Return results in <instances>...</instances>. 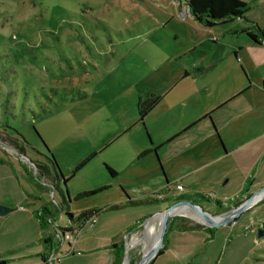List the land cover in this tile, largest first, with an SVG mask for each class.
I'll return each instance as SVG.
<instances>
[{"label": "rangeland", "instance_id": "1", "mask_svg": "<svg viewBox=\"0 0 264 264\" xmlns=\"http://www.w3.org/2000/svg\"><path fill=\"white\" fill-rule=\"evenodd\" d=\"M242 1L251 8L245 14L248 21L237 18L208 29L187 14L186 0H0V205L11 209L21 205L25 210L0 215L3 264H45L40 259L43 245L38 241L48 234L60 262L65 259L63 264H94L100 254L93 251L99 246L91 237L99 220L101 226L106 223L104 229L113 226L109 233L133 226L134 230L124 237L121 264H139L146 222L171 206L174 195H194L191 199L205 211L220 214L222 209L215 200L231 199L228 204H233V197L242 200L245 191L251 196L264 187V133L238 132L243 121L239 113L245 104L254 108L264 103L260 77L263 66L258 67L257 50L249 44L248 36L230 32L246 25L263 27L264 0ZM231 47L238 52V75L245 79L242 66L250 88L213 113L214 117H236L224 133L217 129L225 149L229 147L225 156L218 151L217 137L204 136L206 123H199L196 131L188 132L186 137L181 134L166 145L171 151L184 140L193 138L197 143V154L186 157L192 164V175L184 180L183 191L171 185L150 193L149 198L158 194L162 199L117 211L102 210L96 227H86L73 247L67 241L60 243L51 229L38 228L32 216L26 214L37 203L46 205L54 215L53 225L62 228L69 224L68 212L76 216L84 210H101L118 202L119 179L112 183L104 167L115 160V144L123 142L129 147L141 141L154 145L175 130L178 135L182 133V126L200 115L201 110L217 108V101L229 85L210 74L199 95L184 98L177 93L186 85L180 81L182 65L190 57L206 55L210 62L220 57L217 68L225 71L235 63ZM149 92L162 95V100L144 124L137 123V97L143 99ZM252 116L262 118L264 109L254 111ZM124 127L128 131L104 149L103 142L111 141L110 137ZM230 136L232 146L226 141ZM46 148L64 178L76 163L95 154L66 184L61 178L55 180L67 192L69 202L64 203L58 189L50 187L53 183L46 186L47 178L37 176L34 165L41 163L53 172ZM152 155L157 160L155 153ZM142 164L147 165L143 161L138 166ZM128 178L129 172L119 181ZM98 186L107 189L73 198ZM11 204L14 207H9ZM103 213L106 216H101ZM174 217L207 227L187 215L174 214L169 221ZM211 241L197 252L199 264H218L225 253L227 241L220 234ZM204 256L208 261L203 260ZM196 262L188 260L189 264Z\"/></svg>", "mask_w": 264, "mask_h": 264}, {"label": "crops", "instance_id": "2", "mask_svg": "<svg viewBox=\"0 0 264 264\" xmlns=\"http://www.w3.org/2000/svg\"><path fill=\"white\" fill-rule=\"evenodd\" d=\"M189 16L192 19H194L190 14ZM197 23L200 24L199 22ZM200 25L203 26L202 24ZM205 28L209 29L213 27H205ZM241 28L238 29L240 30ZM238 29H233L230 32H232V34H239V35L244 34L239 32L236 33L233 32L234 30H238ZM247 38L253 50H257L256 60L258 63V67L263 66L262 73H260V77L263 80L261 82V88L264 89V43L260 45L254 44L249 37ZM231 50H234L233 61L235 63L230 64L229 67L225 69V71L217 68V66L220 67L221 65L220 57L210 62V60L207 59L206 55H202L201 57H198V55L190 57L188 60L184 61L182 65L183 75L180 81L183 80L184 84L186 85H183V87L179 89L177 93H179L180 96H184V98L199 95L200 92L205 89L204 85L206 84L207 76H209L210 74H213V78H215L216 81H223L225 82L223 84H226L227 86L229 85L225 95H222L221 98L217 101L216 104L217 108L215 109L213 108L212 110L207 109L204 112L201 110L200 115H197L194 119H192L191 122L185 123L182 126V128L184 129L182 133L178 135L177 130H175L173 131L172 134H169L166 137H164L163 138L164 140L162 142L154 143V145L152 143H148L147 145L144 142L140 141L139 143L136 144L134 143L129 147H127L125 143L117 142L119 138H121L128 131L127 130L128 128L125 127L122 128L121 130H118L115 133V135H112L110 137L111 141L110 139H108V141L105 140L107 142V145L105 141L103 142L102 145H104V149L111 147L117 142L115 144V150H114L115 160L113 159V163H108L109 167H111L113 170L116 171V175L114 177L110 176L109 178L111 179L112 183L116 179L120 180V178H122L123 175L127 172H129V177H130L121 183L119 180L117 181L119 185H121L119 186L121 197L117 199L118 202L113 203L111 205L119 204V205H125V207H127V206H134L130 204L128 205L127 204L128 200L141 201V203L154 201L157 200V198H149L150 193H156L158 189H164V188L166 189L171 185L175 187L176 184H181L184 190L185 189L184 180H186L188 177H191L192 175V172L190 171L192 164L186 161V157L190 158L194 156V153L197 151L196 150L197 143L195 139L193 140V138H191L192 141L184 140L183 144L180 147L177 146L171 151L170 150L168 151L166 145L167 144L169 145V143L171 144L174 138L179 137L181 134H184V136L186 137V134L188 132L196 131L198 127L197 125L199 123L202 122H203L202 124L206 123L204 124L205 128H203L205 130L204 134L206 135L204 134L203 135L206 136L208 139H211L212 137H217L216 139L218 143V151L220 150L222 152L221 153L222 156L226 155L227 153L226 149H229V147L225 149L224 145H226V143L223 145L218 131H222L221 134L224 133L223 130L236 117L229 114L223 117L222 116L220 117L219 115L217 117H214L213 113L218 108L224 107L226 104L232 101V99L244 94L250 88L249 80L245 75L243 69L241 68L242 66L240 67V71L244 74L245 79H243L240 75H238L239 74L238 71L239 62L237 58L238 52L235 51V47H231ZM241 63L243 64V62ZM220 71L222 72L221 74L219 73ZM174 83L175 82H173L172 85ZM174 86H172L171 90L174 88ZM149 94L154 95L151 92H149L147 93V95H145L146 97H144L143 99H141L139 95L137 97V102L138 99H141L142 101L145 100ZM160 97L161 99L159 100V102L162 100L163 96L160 95ZM159 102L157 104H159ZM136 107H137V103H136ZM136 107H135V113H136ZM153 109L154 107L151 109V111ZM262 109H264V103L259 104L254 108L251 107L250 103L248 107L245 104L243 111H240L239 113L240 118L243 121L239 125L240 129L238 130V132H241L242 135H247V134L251 135L256 132H258L257 134H263L264 116L258 119H256L257 117L252 116L254 111H258ZM151 111L147 113L146 117ZM136 121H137V114H136ZM210 122L212 123L211 124L212 126L210 125ZM114 136L115 138H113ZM232 139L233 138L231 136L229 139H226L227 144H230V146H232ZM152 146L154 147V149L152 148ZM157 152L159 157L157 155ZM153 153H155L157 160L152 155ZM141 161L142 162L146 161L147 165L142 164L141 166H138L139 164L142 163ZM152 165H154V167H152ZM146 167L148 169H146ZM175 178L177 179L174 180ZM170 179L174 181L170 183L169 182ZM46 186L47 187L49 186L48 182ZM101 187L104 186H98L96 188H93L91 191L97 190ZM248 196L249 193L245 191L242 200H244ZM233 199H234L233 204H237V205L242 201V200H238L236 196L233 197ZM230 200L228 202H230ZM41 204L42 203L35 204L34 209L31 210L29 209L30 212L29 213L26 212V214H30L32 216L30 219L37 224L40 230H43L39 226V223L35 216V212L38 209H40V207L43 205ZM233 204L230 203L221 208L219 207L220 209H222L220 212L229 210L230 208L233 207ZM9 207H14V206L11 204ZM13 210L18 211V213H22L23 211H25L23 206L21 205L15 207L14 209L12 208V211ZM115 210L117 211V209ZM101 216H106V215H104L103 213ZM96 224L92 228L96 227ZM101 225L102 222L101 220H99L97 227L95 229V235L91 237L92 239L95 240L96 242L95 244L99 246L98 248H94V249L92 248L93 251L98 252L100 254L99 257L97 258L99 259V261H97L94 264H111L114 259V253L116 250V247L114 245L115 244L119 245L120 243H122L125 239L124 237L126 235V232L128 233L130 232V230H134V229L133 226L130 225L128 227L126 226V228L120 230L119 232L115 231L113 233H109L110 230L113 229L112 228L113 226H111V228L109 229H104L106 223L104 224V226ZM206 228H204L203 226L192 225L185 218H179V217L172 218L169 221V223H167L166 237H164L162 246L160 248V250L162 249L161 254L157 255L151 261L150 264H187L188 260L191 259H195L197 261L196 263L199 264L198 261H200L201 259L199 257L200 255H198L197 252L199 251L200 247H202L203 245L209 246V244H211L212 242L211 239H214V236H216L217 233L220 234V236L225 239L224 242L227 241V244L223 248L225 253H223V256L221 257L218 264H264V198L258 200L249 209H246L245 211L241 212L234 219V221L232 220L227 225L217 227V229L214 228L206 229ZM259 228L263 231L262 237H258L257 235V230ZM208 229H212L213 232L212 236L210 235V231ZM38 243L43 245V251L40 254L41 255L40 259L42 260L43 263L48 264L45 260H43V257L48 258V253L45 249L43 238H41L38 241ZM72 252H70L69 254H71ZM100 252L103 253V255H101ZM4 257L5 255H3L2 252H0V259H4ZM205 259L208 261L209 258H206V256H204L203 260ZM64 260L65 259H63L60 262V264H63ZM56 264H59V262H57Z\"/></svg>", "mask_w": 264, "mask_h": 264}, {"label": "trees", "instance_id": "3", "mask_svg": "<svg viewBox=\"0 0 264 264\" xmlns=\"http://www.w3.org/2000/svg\"><path fill=\"white\" fill-rule=\"evenodd\" d=\"M186 11H188V14H190L195 20H197V22H199L200 24H202L205 27H213L215 25H219V24H228L233 22L235 19L240 18V19H246L245 14L251 9L249 4L245 1L242 0H186ZM247 20V19H246ZM248 21V20H247ZM234 33L239 32V33H244L246 34L250 40L254 43V44H263L264 43V26L263 27H259L257 29L252 28L249 25L244 26L243 28H241L240 30H234ZM161 99L160 96H156V95H151L149 94L147 96V98L145 100H141L138 99L137 102V107H136V114H137V123H143V121L145 120V117L147 115V113L149 111H151V109L153 107H155V105L159 102V100ZM47 149V148H46ZM47 151L49 152V150L47 149ZM50 154V152H49ZM95 156V154H90L88 155L83 161L79 162L78 164L76 163L73 168L71 169V172L69 174V176L67 177H63L62 172L60 171L58 165H57V161L54 158V156L52 154H50L48 158V162L52 167L53 172L49 169V166L46 164H38V165H34L37 171V176L40 177V179H44L47 178L48 179V184H51L52 189H58V192L62 198V201L65 203L69 202L70 198L68 197L67 192H63L62 188H60L56 183L55 180H57L58 178L62 179V182L64 184L67 183V181L72 178V176L75 175V173L82 168L86 163H88V161H90V159L92 160V158ZM105 170L107 171V173L111 176L114 177L116 175V171L113 170L111 167H109L108 165L104 164ZM103 189H107L104 187H101L97 190L94 191H86V192H82V193H78L75 194V196L73 197L74 199H79L82 198L84 196L87 195H92L95 194L98 191H101ZM249 197V196H248ZM174 201L178 202V201H183V200H190L191 198H193V196L191 194H187V195H180V196H174ZM162 199V198H160ZM191 202L195 203L193 201V199H191ZM215 202L219 205V207H223L225 206L224 203L226 202H219V200H215ZM141 203V201H133V200H128L127 204L129 205H137ZM228 203V202H227ZM226 203V204H227ZM126 204V205H127ZM125 205H119V204H115V205H111V206H107V208L105 209H101V210H84L82 212H80L78 215H74L72 213H67L68 217H69V224L67 226H64L62 228H60L59 226L53 225V219H54V215L52 214V212L47 208L46 205H42L40 207V209H38L35 212V216L36 219L39 223V226L41 227V229H51L53 232L57 233H62L65 232L67 230H70L69 228L71 226H79L81 229L84 228L85 223L87 220H90L91 218H96L98 219L99 214L101 213L102 210H106V209H119L121 207H124ZM169 223V221H168ZM167 228V226H166ZM210 231V235L212 236V229H208ZM47 237L43 238V243L45 245V249L46 251L51 252L52 250H57V248H55L52 244L51 241V237L50 235H46ZM166 237V235H165ZM163 243V241H162ZM116 247L115 253H114V259L112 261L111 264H121L122 263V259H123V250H124V245L123 242L120 243L119 245L115 244L114 245ZM162 249L158 250L155 254V257L159 254H161ZM49 255V253H48ZM154 257V258H155ZM125 258V257H124ZM43 260H45L46 262H48V258L43 257Z\"/></svg>", "mask_w": 264, "mask_h": 264}, {"label": "water", "instance_id": "4", "mask_svg": "<svg viewBox=\"0 0 264 264\" xmlns=\"http://www.w3.org/2000/svg\"><path fill=\"white\" fill-rule=\"evenodd\" d=\"M186 12L188 14V11ZM258 195H261L262 197H264V187L263 186L260 189H258L256 192H254L251 196L246 197L244 200H242L236 208L234 209L231 208L230 210H227L220 214L219 213L218 214L209 213L205 211V209H203L199 204L191 202V200H183V201H178V202L175 201L171 206H169L162 212L159 211L154 214L156 215L160 213L161 215H163L162 223L160 225V230H159L157 237L155 238V242L151 250L148 251V253L145 254L141 258L139 264H150L151 261L154 259L156 252L161 248L163 238L165 237V234H166V226L171 216L170 211L174 209L175 207L177 208L183 205L190 206V208H192L194 211L199 213L204 218L205 223L203 224L205 226L214 228V227H220V226L227 225L232 220L234 221V219L241 212L245 211L249 206H251L255 202L254 198L257 197ZM11 211H12L11 208H6L0 205V215H5L6 213L11 212ZM257 235L258 237L263 236V231L260 228L257 230ZM1 263L3 264L4 262L0 261V264Z\"/></svg>", "mask_w": 264, "mask_h": 264}, {"label": "bare ground", "instance_id": "5", "mask_svg": "<svg viewBox=\"0 0 264 264\" xmlns=\"http://www.w3.org/2000/svg\"><path fill=\"white\" fill-rule=\"evenodd\" d=\"M259 197H262L261 195H258L257 197L254 198V200H257ZM190 206H179L175 207L170 211V215H187L191 219L200 222V223H205L204 218L198 213H193L192 211L188 210L190 208H187ZM192 209V208H191ZM193 210V209H192ZM189 213V214H186ZM150 220L146 222L145 227H144V236H142V257L148 253V251L151 250L152 246L154 245L155 238L157 237L159 230H160V225L162 223L163 215L156 214L153 217L149 218Z\"/></svg>", "mask_w": 264, "mask_h": 264}, {"label": "built area", "instance_id": "6", "mask_svg": "<svg viewBox=\"0 0 264 264\" xmlns=\"http://www.w3.org/2000/svg\"><path fill=\"white\" fill-rule=\"evenodd\" d=\"M176 189L178 191H183V187L181 184H176L175 185ZM155 197L158 199V198H161L160 195L156 194ZM262 197H259L251 206H253L259 199H261ZM251 206H249L247 209H249ZM96 218H91L90 220H87L86 223H85V226L84 228H80L79 226H71L69 229L70 230H67L65 232H62V233H57L56 234V237L59 239L60 243H64L65 241H67L68 243V246L69 247H73L71 246L72 244H74L77 240V237L82 234L83 230L86 228V227H89V228H92L95 223H96ZM126 239V238H125ZM72 252V250L70 251ZM57 262H60V256L59 254L57 253L56 250H52L49 255H48V262L49 264H56Z\"/></svg>", "mask_w": 264, "mask_h": 264}]
</instances>
